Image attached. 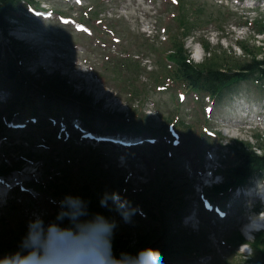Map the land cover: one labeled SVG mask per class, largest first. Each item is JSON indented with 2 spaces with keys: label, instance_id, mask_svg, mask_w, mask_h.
Segmentation results:
<instances>
[{
  "label": "rangeland",
  "instance_id": "obj_1",
  "mask_svg": "<svg viewBox=\"0 0 264 264\" xmlns=\"http://www.w3.org/2000/svg\"><path fill=\"white\" fill-rule=\"evenodd\" d=\"M10 22L11 39L1 37L0 50H10L14 69L39 89L25 101L0 75V182L8 191L0 198V240L11 243L0 247V258L20 251L34 213L54 218L51 201L66 189L117 221V256L164 232L168 252L156 264L259 261L252 246L242 258L237 237L250 209L264 210L252 198L263 179L235 183L227 173L236 149L264 146V91L248 79L217 106L183 88L167 56L178 41L206 68L237 70L264 58V1L28 0ZM246 103L253 108L231 107ZM117 133L145 141L97 140ZM65 180H74L71 189ZM230 182L235 186L219 188ZM125 189L141 210L131 224L98 205L102 193ZM192 211L194 229L182 224Z\"/></svg>",
  "mask_w": 264,
  "mask_h": 264
},
{
  "label": "clouds",
  "instance_id": "obj_2",
  "mask_svg": "<svg viewBox=\"0 0 264 264\" xmlns=\"http://www.w3.org/2000/svg\"><path fill=\"white\" fill-rule=\"evenodd\" d=\"M121 191L104 192L99 208L115 213L125 224L133 223L141 210ZM56 205L53 219L34 213L27 222L20 251L0 258V264H149L158 255L151 248L135 253L113 251L118 223L103 212H93L90 201L80 195L65 194Z\"/></svg>",
  "mask_w": 264,
  "mask_h": 264
},
{
  "label": "trees",
  "instance_id": "obj_3",
  "mask_svg": "<svg viewBox=\"0 0 264 264\" xmlns=\"http://www.w3.org/2000/svg\"><path fill=\"white\" fill-rule=\"evenodd\" d=\"M20 1L21 0H0V33L4 36H7L9 29V14L18 7ZM262 50H264V42H262V45L259 47L260 53H262ZM167 58L170 59L174 65L172 69L174 79L178 81L183 88L192 90L198 94L206 95L217 106H223L229 103L237 92L236 87L238 84L248 79H251L254 85H259L260 90L264 91V58L256 59L253 57L245 64H241L237 70L231 68H206L204 65L194 63L189 58V53L183 43L178 41L173 42L172 49ZM0 75L3 76L8 83H13L15 87L22 89V96L25 101H27L32 94H36V92H30L31 90L39 89L33 80L21 73H17L14 69V60L10 56H0ZM41 91H44V93L40 92V95L48 93L46 90ZM260 149L261 151L257 153L245 150L244 147L242 149H236L233 155L234 165L230 169V172L227 173V177L230 176L231 181L234 180L235 183H243L248 178L255 175L264 177V146ZM73 183H75L74 180H65L64 186L67 189H71L70 185ZM231 186H235V184H231L230 182L219 188L226 190ZM66 191V189H63L61 192H58L56 198L60 199V197H63L68 193V191ZM91 192L92 190L90 193ZM237 239L240 242L244 241L243 237L240 235ZM5 243L11 244L9 240H0V247L5 246ZM139 243L137 249L147 247L158 253V255L150 257L149 264H155L167 252L164 232L159 234L155 239H150L145 236V238L139 240ZM251 245L259 252L260 257L259 261H256L254 264H264V234L260 233L257 242H252Z\"/></svg>",
  "mask_w": 264,
  "mask_h": 264
},
{
  "label": "bare ground",
  "instance_id": "obj_4",
  "mask_svg": "<svg viewBox=\"0 0 264 264\" xmlns=\"http://www.w3.org/2000/svg\"><path fill=\"white\" fill-rule=\"evenodd\" d=\"M23 36H25L24 34L23 35H18V38H24ZM262 223V219L260 217H252L251 219V223L250 224H247L250 227L252 228H257V226H259L260 224ZM246 233H247V230L248 228H245L243 229Z\"/></svg>",
  "mask_w": 264,
  "mask_h": 264
}]
</instances>
